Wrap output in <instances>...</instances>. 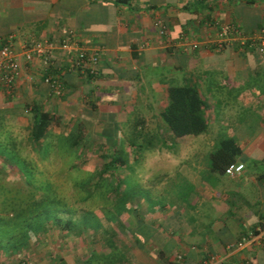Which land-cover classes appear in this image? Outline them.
<instances>
[{
    "label": "crops",
    "instance_id": "1",
    "mask_svg": "<svg viewBox=\"0 0 264 264\" xmlns=\"http://www.w3.org/2000/svg\"><path fill=\"white\" fill-rule=\"evenodd\" d=\"M155 18L166 24L165 36ZM228 23L245 32L264 28V0H0V36L14 35L19 69L11 98L0 92V126L29 135L28 110L39 104L51 114L42 136H170L159 117L166 88L192 85L207 129L225 127L219 135L238 146V174L216 173L214 193L200 183L182 207L175 202L152 221L143 217L135 238L122 241L117 264H264V48L237 41L211 48L208 40ZM182 35L199 47L175 46ZM32 42L47 44V58H24ZM52 68L62 83L58 96L41 79ZM56 236L55 246L44 238L31 245L23 264H79L78 250L64 256L66 235Z\"/></svg>",
    "mask_w": 264,
    "mask_h": 264
},
{
    "label": "rangeland",
    "instance_id": "2",
    "mask_svg": "<svg viewBox=\"0 0 264 264\" xmlns=\"http://www.w3.org/2000/svg\"><path fill=\"white\" fill-rule=\"evenodd\" d=\"M224 128L212 125L196 136L171 140L162 134L168 147L158 146L155 140L158 136H154L157 142L154 147L134 153L127 139L140 142L138 136H83L79 147H69L68 142L72 137L79 135L55 136L48 132L37 146L28 140L25 131L18 133L12 126H0V262L23 264L31 245L40 246L43 238L50 246H55L56 235L64 232L52 229L49 224L43 226L45 230L42 232L34 234L27 230L22 234L24 221L37 214L47 218L70 217L73 220L82 216L95 217L99 219L96 223L103 224L104 220L123 210L120 216L123 224L132 225L134 219L128 212L138 204L152 221L154 213L163 215L174 207L170 205L175 202L182 207L189 193L200 190V183L205 182L214 193L216 181L220 177L208 171V155L215 141L223 137L219 131ZM113 140L119 142L125 156L128 168L119 172V175L122 178L121 187L129 188V193L115 202L104 197L96 198V195L85 199V192L80 185L90 184L94 167L103 162L99 155L101 150L112 145ZM228 196L232 202V194ZM85 232V242L78 241L72 235L65 236V257L71 259L77 250L85 257L90 248L107 252L108 249L101 242L98 246L90 245L87 237L90 231ZM125 238L121 234L116 236L118 243H122ZM13 239L16 240V247L11 251L5 242H13ZM176 254L179 253L173 254L174 258Z\"/></svg>",
    "mask_w": 264,
    "mask_h": 264
},
{
    "label": "trees",
    "instance_id": "3",
    "mask_svg": "<svg viewBox=\"0 0 264 264\" xmlns=\"http://www.w3.org/2000/svg\"><path fill=\"white\" fill-rule=\"evenodd\" d=\"M125 1L127 0H112V2L116 4ZM55 71L54 68L46 71L41 79L43 80L47 74H55ZM12 92L13 90H11L9 94H2V96L6 100L10 99ZM166 94L167 102L159 111V117L166 130L170 133V140L188 135L196 136L207 129L208 121L204 112V100L195 86L170 85L166 88ZM28 111L31 114L32 121L29 128V136H27V138L32 144L34 143L38 146L39 142L44 137L42 135L49 127L51 114L44 111L39 104L31 105ZM139 137L140 142L127 139V144L134 153L136 150L140 151L143 148L154 147L157 142L158 146L168 147L165 144V138L163 136L155 137L157 142H155L154 136H138V138ZM82 139L83 136H73L68 142V146L79 147V143ZM100 144L105 145V143L102 142ZM111 144L112 145H109L111 148L105 146L106 149L104 147V149L101 150L99 155H101L103 162L100 166L94 167L93 179L90 184L80 185L85 192V199L92 198L96 195V198L104 197L106 200L111 199L115 202L123 199L126 194L129 193V188L121 187L122 178L119 175V172L128 168L125 156L120 149L118 141L115 142V140H113ZM237 153H239V149L232 138L223 137L217 139L208 155V171L211 173H224L225 167L234 163V157ZM172 205L174 204L170 206ZM126 210H128V208H126ZM123 212L122 210L116 216L114 215L104 220V225L100 222L96 223L99 219L95 217L88 218L82 216L77 220H73L70 217L65 219L59 216L47 218L37 214L24 221L25 225L22 229V234H25L27 230H30L34 234L42 232L45 230L43 226L49 224L52 229L64 232L65 235H72L76 237L78 241L82 242L84 241L83 236L84 233H86L85 231L89 230L90 233L87 237L89 238L90 245L92 243L93 246H98L101 242L108 250L104 253L101 251L97 252L95 249L90 248L87 256L84 257L82 253L80 257L78 256V261L81 263L86 262L87 264H117L121 263L125 258L121 249L122 244L117 242V234H125L126 237L130 234L135 238L137 228L144 225L142 221L143 217H146V213L141 207V204H138L128 212L134 219V226H129L130 224L125 225L121 220L120 216ZM93 220L94 223H91ZM112 225L113 227H111ZM99 227L102 228L99 230ZM253 232L256 233L257 229L256 231L253 230ZM23 236H25L24 238L27 237L26 235ZM5 243L11 248V251L16 247V240L13 242L6 240ZM177 255H179V258H177ZM80 258H82V261ZM174 259L177 260V262L183 261L181 254H176Z\"/></svg>",
    "mask_w": 264,
    "mask_h": 264
},
{
    "label": "built area",
    "instance_id": "4",
    "mask_svg": "<svg viewBox=\"0 0 264 264\" xmlns=\"http://www.w3.org/2000/svg\"><path fill=\"white\" fill-rule=\"evenodd\" d=\"M153 25L159 35L165 36L166 34V24L161 18H155L153 20ZM232 41H237L240 48L246 45L249 48H264V28L260 27L257 30L245 32L242 31L236 24L228 23L224 25H219L218 29L215 31L212 39L208 40L211 48L220 50L225 45L231 43ZM14 35L9 33L5 36H0V92L2 94H9L16 86V81L19 75V69L17 64V54L13 47ZM170 40L166 37V44H169ZM65 49H70V47L77 49L79 47L76 43L62 45ZM175 46L180 47L182 50H195L199 47V42L194 40H187L185 36H179L178 41L175 42ZM25 49V48H24ZM81 55L85 51L80 48ZM25 59L29 60L31 55L38 57L47 58L48 46L45 42H32L25 50L22 51ZM80 55V56H81ZM81 58V57H80ZM95 60V55L87 57L88 63H93ZM72 68V66H71ZM43 82L48 85L49 93L53 96H58L61 93L62 85L58 75L47 74ZM243 165L240 163H232L225 167V174H238ZM179 258V255H177ZM212 258L208 260H203L202 264H210Z\"/></svg>",
    "mask_w": 264,
    "mask_h": 264
}]
</instances>
